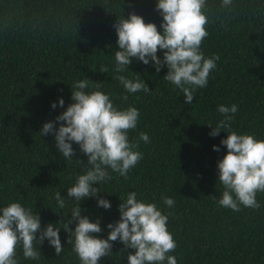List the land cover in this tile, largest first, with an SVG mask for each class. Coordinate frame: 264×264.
Returning a JSON list of instances; mask_svg holds the SVG:
<instances>
[{"label":"trees","instance_id":"trees-1","mask_svg":"<svg viewBox=\"0 0 264 264\" xmlns=\"http://www.w3.org/2000/svg\"><path fill=\"white\" fill-rule=\"evenodd\" d=\"M156 4L0 0V209L20 203L39 215L41 228L49 223L61 228L63 246L56 256L47 240L40 249L34 242L41 255L31 260L18 245V264H81L63 227L79 204L68 198L67 188L91 166L77 144L74 158L67 160L58 153L54 135L41 136L40 130L73 102L71 86L84 79L89 80L85 91L109 95L118 110L138 109L137 127L128 137L139 142L135 150L143 154L126 177L109 168L111 178L94 185L101 190L98 196L110 201V209L98 207L95 197L80 202L82 216L100 221L102 231L95 235L107 238V225L120 219L118 206L134 191L138 200L154 203L168 216L167 228L177 243L169 255L177 264H264V192L257 193L256 209L241 205L234 212L219 205L224 187L217 163L226 154L220 142L227 133L221 130L213 137L209 125L224 119L218 105L236 104L232 130L264 140V0H232L229 8H222L221 0H206L202 11L208 17V35L200 51L205 58L218 57L217 67L207 86L196 90L192 104H185L182 90L164 79L166 65L156 73L151 62L134 59L123 73L114 71L119 48L113 25L135 12L162 32ZM157 55L162 58L159 50ZM136 73L152 89L149 93H129L114 78L123 74L135 80ZM125 95L126 101L121 99ZM141 132L149 142L139 140ZM57 191L65 200L63 209L55 199ZM165 196L174 200L173 206L164 203ZM74 227L75 221L69 224ZM134 251L113 242L98 264H127L128 253Z\"/></svg>","mask_w":264,"mask_h":264},{"label":"clouds","instance_id":"clouds-1","mask_svg":"<svg viewBox=\"0 0 264 264\" xmlns=\"http://www.w3.org/2000/svg\"><path fill=\"white\" fill-rule=\"evenodd\" d=\"M206 0H157L156 9L162 16L161 28L153 22H145L135 12L127 18L119 17L113 27L117 33L119 50L115 51V73H123L129 69L134 59L143 64L150 62L155 66L156 73L167 66L163 76L184 95V103L192 104L194 93L198 88L207 86L210 72L217 67L218 57L205 58L200 46L208 32L205 25L208 17L202 11ZM232 0H221L222 8H229ZM162 52V58L157 55ZM101 72H107L101 68ZM129 93L152 89L140 79H129L123 74L114 77ZM88 79L80 80L71 86V100L66 110L56 117V121L45 122L40 130L41 136L53 134L58 153L67 160L74 158L73 143L87 156L89 167L85 174L77 177L73 186L67 188L69 199L79 204L71 209V217L63 229L70 233L68 243L73 244L81 264H98L102 257L111 252L113 242L120 241L125 248L134 249L127 255V264H177V259L169 253L174 252L177 243L167 228L168 216L163 214L154 203H145L137 199L134 191L127 194L126 200L118 206L120 219L107 225L110 231L107 238L95 235L102 231L100 221H92L88 216L81 215L80 202L86 198H97V206L111 208L109 200L99 197L101 192L97 185L110 179L107 169L121 176H127L143 158V154L135 149L138 141L130 142L129 130L137 127L139 111L135 107L118 110L109 95L102 91H85ZM126 101L125 95L121 98ZM59 105L64 106L63 98ZM56 103L52 104L55 108ZM224 119L212 127L210 135L215 137L223 130L226 138L221 144L226 146V154L217 163L218 181L224 191L218 203L221 207L234 212L241 210V205L256 209L260 207L256 196L264 192V140H258L250 134H237L232 130L231 121L238 111L236 104L218 105L217 109ZM56 122H62L54 127ZM139 140L149 142L145 132L139 134ZM219 150L218 146H213ZM55 199L59 208L65 207V200L60 191ZM168 206L174 205L170 197H163ZM75 221V227L69 224ZM61 228L49 223L41 228L39 215L12 202L0 209V264H18L16 259L17 246L22 247L25 259L38 260L41 251L35 245H43L44 241L55 249L56 256L63 251L61 244ZM35 242V245H34Z\"/></svg>","mask_w":264,"mask_h":264}]
</instances>
